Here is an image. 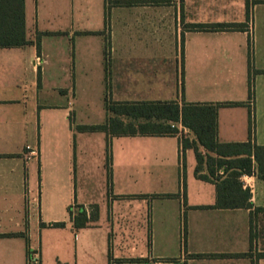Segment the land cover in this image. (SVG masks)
<instances>
[{"label":"crops","instance_id":"0c3cea01","mask_svg":"<svg viewBox=\"0 0 264 264\" xmlns=\"http://www.w3.org/2000/svg\"><path fill=\"white\" fill-rule=\"evenodd\" d=\"M34 1L29 19L24 0L30 42L0 47V264L39 262L31 222L38 228L41 256L44 246L53 247L56 261L65 264H264V257H257L264 253V179L240 177L252 207H209L216 201L215 184L196 177L195 153L182 147V138L193 142L196 137L180 122L177 133L163 136L78 129L106 121L107 98L176 100L218 104L219 142L264 145V0L131 5L101 0L96 23L88 18L75 23L72 0L67 29L46 27ZM56 13L51 20L56 21ZM206 23H241L242 28L190 27ZM64 35L73 41L66 53L60 44L46 43ZM94 39L97 51L88 45ZM95 60L104 68L106 117L101 123L79 117L93 94L88 84ZM208 64L218 65L214 86L201 78ZM95 142L98 155L91 152ZM199 150L216 156L202 145ZM94 171L107 186L103 205L80 186L79 179ZM201 173H207L205 165ZM166 185L172 187L159 191ZM166 199L174 204L160 202ZM80 208L88 218L96 208L97 217L76 228ZM69 234L74 239L70 250ZM242 253L249 254L227 255Z\"/></svg>","mask_w":264,"mask_h":264},{"label":"trees","instance_id":"16d2710c","mask_svg":"<svg viewBox=\"0 0 264 264\" xmlns=\"http://www.w3.org/2000/svg\"><path fill=\"white\" fill-rule=\"evenodd\" d=\"M146 1L161 0H113L116 5H131ZM191 28L208 31L237 30L241 23L191 24ZM30 41L25 38L24 0H0V47L17 46ZM39 46V38L36 42ZM248 62L251 67V40H248ZM251 94V90H250ZM108 117L102 124L79 125L80 131H104L110 136L124 135H172L178 132L175 126L180 122L190 129L196 139L191 142L182 138L183 150L192 148L195 153L196 177L215 184L216 201L209 207L239 208L252 207L249 188H243L240 180L243 174H255L264 179V145L250 142L222 143L217 140L218 104L182 103L176 100L157 101H113L106 100ZM202 145L216 156L199 150ZM207 167V173L201 171ZM221 170V173H217ZM255 210H262L256 207ZM97 209L87 217L86 210L80 208L74 216V226L84 227L89 219H96ZM55 222L54 225H63ZM252 225V222H251ZM253 233H250L252 240ZM227 254L230 256L247 255ZM202 256L206 254H195ZM257 257H264L258 253Z\"/></svg>","mask_w":264,"mask_h":264},{"label":"rangeland","instance_id":"374dc122","mask_svg":"<svg viewBox=\"0 0 264 264\" xmlns=\"http://www.w3.org/2000/svg\"><path fill=\"white\" fill-rule=\"evenodd\" d=\"M29 3V19H31L30 15L31 12L34 10L35 7V1L34 0H28ZM38 6L40 8V20H44L46 27H57L62 29H67L68 27L72 26V19H71V4L72 0H37ZM55 11L57 10V19L56 21L51 20V14H54V8ZM49 8H52L51 11H48ZM74 11H75V23L80 22L83 18H88L92 20L93 22H98V20L101 17L102 14V3L101 0H74ZM47 12V13H46ZM47 16V17H46ZM53 16V15H52ZM30 22V21H29ZM72 35L70 36H62V37H56V38H47L46 43L48 44H60V48H62L63 51H67L68 46L72 44ZM93 44L94 49L97 51L98 42L94 39V42H89V46ZM86 45V44H85ZM86 48V46H85ZM95 51V52H96ZM97 57V52L95 53ZM84 70L87 69V67L83 68ZM89 79L93 80L92 82H89V87L92 88L93 94L88 99L87 106H83L82 109H80V118L83 119L86 122L90 123H101L105 120L106 112L104 109V68L103 66H100L96 63L93 67H89ZM86 78V77H85ZM206 86H214L218 82V65H212L208 64L205 66L202 77ZM86 80V79H85ZM84 80V81H85ZM86 85V83H85ZM86 104V102H85ZM90 150V149H89ZM91 152L94 155L100 154V147L97 142H95L92 146ZM90 153V152H89ZM191 158H193L192 153L189 154ZM189 157V158H190ZM189 168V178L191 177V160L187 158L186 160V171ZM37 170V169H36ZM36 170H33L36 172ZM185 173V184L189 183V188L191 187V179L186 177ZM80 186L85 187L89 192L92 194L93 199L99 203L104 204V194L107 190V186H105L104 179L100 177L97 173V171L93 172L92 176H88V178H81L79 179ZM164 188H159V191H164L163 189H170L171 185L163 186ZM79 189V188H78ZM164 204H174L172 201L166 199L164 201H160ZM31 236H32V245L33 248L37 249V257L39 259V262L36 264H65L62 262V260L56 261L54 258L53 253V247L48 248V246H44L42 250V256L40 251V237L38 233L37 225L35 226L31 222ZM67 242L69 244V249L71 247V244L73 242V235H67ZM65 257V256H64ZM33 259V258H32ZM32 264H34L33 260L31 261Z\"/></svg>","mask_w":264,"mask_h":264}]
</instances>
